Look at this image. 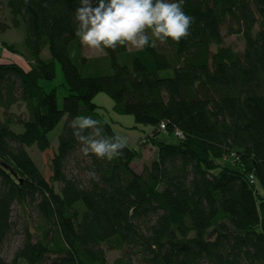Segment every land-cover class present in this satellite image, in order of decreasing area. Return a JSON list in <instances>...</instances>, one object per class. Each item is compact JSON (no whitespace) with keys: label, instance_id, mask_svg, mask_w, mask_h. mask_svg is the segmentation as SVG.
Listing matches in <instances>:
<instances>
[{"label":"trees","instance_id":"trees-1","mask_svg":"<svg viewBox=\"0 0 264 264\" xmlns=\"http://www.w3.org/2000/svg\"><path fill=\"white\" fill-rule=\"evenodd\" d=\"M0 3L9 12L0 32L25 27L30 65L0 63V264H110L108 250L121 253L113 264H264V0H184L194 18L187 38L94 58L75 35L79 0ZM233 36L241 50L226 44ZM56 62L68 91L63 109L40 85L55 79ZM99 93L153 128L141 146L157 159L141 173L133 163L142 152L127 145L112 160L81 152L69 127L77 116L118 137L94 102ZM64 118L47 180L26 148L50 150ZM162 131L179 142L158 141ZM16 206L37 220L8 262L1 248Z\"/></svg>","mask_w":264,"mask_h":264},{"label":"clouds","instance_id":"clouds-1","mask_svg":"<svg viewBox=\"0 0 264 264\" xmlns=\"http://www.w3.org/2000/svg\"><path fill=\"white\" fill-rule=\"evenodd\" d=\"M183 4L184 0H79L75 35L82 45L101 52L128 44L137 49L155 46L150 44L153 38L161 44L169 38L178 43L190 35L194 19ZM99 125L90 116H77L69 127L85 156L112 160L122 154L125 143L120 137L103 136Z\"/></svg>","mask_w":264,"mask_h":264},{"label":"rangeland","instance_id":"rangeland-1","mask_svg":"<svg viewBox=\"0 0 264 264\" xmlns=\"http://www.w3.org/2000/svg\"><path fill=\"white\" fill-rule=\"evenodd\" d=\"M8 10L4 7L3 3H0V18L6 19L8 18ZM25 36L26 31L25 27L21 26L19 28L10 29L4 33L0 32V43L7 42L9 44L15 45L18 52H11L8 49H2L0 46V61L4 63L14 62L20 65L23 69L29 70V63L26 60V51H25ZM226 44L235 47L238 50L243 48V41L236 36L226 38ZM130 50H137V48L133 47L129 44ZM84 54L86 57L94 58L104 56L105 52H101L97 49H92L88 46L84 48ZM42 58L49 60L51 59L50 52L48 48L44 49L42 53ZM40 85L44 88L46 92H51L53 90L56 91L57 97V105L59 109H63L64 106V98L67 96V86L66 80L64 77L62 66L59 62H56V77L53 80L40 81ZM94 102L100 107V112L104 115L107 121L111 124L114 132L118 137H120L125 145L130 147L131 149H136L137 151L142 152L141 159L136 160L133 163V168L136 172L141 173L146 165L151 164L154 160L157 159V153H154L152 147L150 145L141 146V143H144L142 140L145 136L151 135L153 132V128L150 126H145L142 124H138L135 121V118L130 115H120L114 111V102L113 100L105 93H99L95 98ZM24 108H21L16 112L22 113ZM67 118H64L62 122L49 134V138L51 140V148L47 152H40L36 146L31 148H26L27 152L30 154L32 159L35 161L39 169L45 175L46 179L49 180L51 177L50 170V160L57 152L59 135L61 134ZM13 129L17 133H22L24 128L22 125H14ZM158 141L169 143V144H177L179 139L175 135H170L166 131H162L160 135L157 137ZM142 141V142H141ZM80 156V155H79ZM220 163L229 168H235L234 163L231 160L224 159L220 161ZM70 169H74V163L70 165ZM77 172V171H76ZM58 189V184H56ZM261 196L264 197V191L259 190ZM37 216L33 212L32 208H29L27 212L24 214L21 209L16 206L13 211V221L16 223V227L9 237L8 241L2 246L1 254L8 261L11 262L14 258L15 253L21 247L25 228L33 227L36 224ZM108 260L110 264H113L115 259L121 256V253L118 251L108 250L107 252Z\"/></svg>","mask_w":264,"mask_h":264},{"label":"crops","instance_id":"crops-1","mask_svg":"<svg viewBox=\"0 0 264 264\" xmlns=\"http://www.w3.org/2000/svg\"><path fill=\"white\" fill-rule=\"evenodd\" d=\"M0 46L2 47V49H5L4 48V45H3V42L2 43H0ZM0 63H4V62H1L0 61ZM8 63H14V62H8ZM17 64V63H16ZM20 66V65H19ZM153 149V151H154V153H156V150L154 149V148H152Z\"/></svg>","mask_w":264,"mask_h":264},{"label":"built area","instance_id":"built-area-1","mask_svg":"<svg viewBox=\"0 0 264 264\" xmlns=\"http://www.w3.org/2000/svg\"><path fill=\"white\" fill-rule=\"evenodd\" d=\"M162 128H165L164 126H162ZM177 136H182V134L180 132H177Z\"/></svg>","mask_w":264,"mask_h":264}]
</instances>
